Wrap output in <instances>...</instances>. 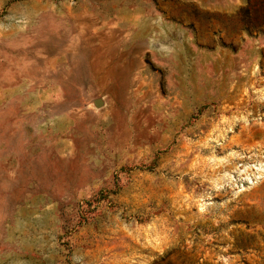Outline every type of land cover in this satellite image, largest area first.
I'll use <instances>...</instances> for the list:
<instances>
[{
  "label": "rangeland",
  "instance_id": "rangeland-1",
  "mask_svg": "<svg viewBox=\"0 0 264 264\" xmlns=\"http://www.w3.org/2000/svg\"><path fill=\"white\" fill-rule=\"evenodd\" d=\"M259 1L0 0V264H264Z\"/></svg>",
  "mask_w": 264,
  "mask_h": 264
},
{
  "label": "trees",
  "instance_id": "trees-1",
  "mask_svg": "<svg viewBox=\"0 0 264 264\" xmlns=\"http://www.w3.org/2000/svg\"><path fill=\"white\" fill-rule=\"evenodd\" d=\"M258 2H260L259 0H247V4H250L251 6L256 5Z\"/></svg>",
  "mask_w": 264,
  "mask_h": 264
},
{
  "label": "water",
  "instance_id": "water-1",
  "mask_svg": "<svg viewBox=\"0 0 264 264\" xmlns=\"http://www.w3.org/2000/svg\"><path fill=\"white\" fill-rule=\"evenodd\" d=\"M96 105H97V106L99 105V100H98V101H96Z\"/></svg>",
  "mask_w": 264,
  "mask_h": 264
}]
</instances>
